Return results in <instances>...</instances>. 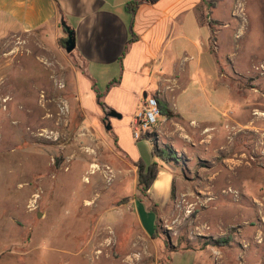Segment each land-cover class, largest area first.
<instances>
[{
	"label": "rangeland",
	"instance_id": "1",
	"mask_svg": "<svg viewBox=\"0 0 264 264\" xmlns=\"http://www.w3.org/2000/svg\"><path fill=\"white\" fill-rule=\"evenodd\" d=\"M210 1L211 85L202 71L176 99L185 120L210 127L175 118L174 180L155 204L98 97L83 93L84 62L58 44L66 35L2 38L0 264H264V0ZM135 147L145 165L160 162L151 140Z\"/></svg>",
	"mask_w": 264,
	"mask_h": 264
},
{
	"label": "crops",
	"instance_id": "2",
	"mask_svg": "<svg viewBox=\"0 0 264 264\" xmlns=\"http://www.w3.org/2000/svg\"><path fill=\"white\" fill-rule=\"evenodd\" d=\"M129 1L0 0V41L8 34L44 28L66 35L61 25L64 21L74 33V52L85 65L83 93L89 102L98 97L104 111L120 114V118L108 120V136L120 152L136 162L137 141L131 137L129 124L142 100L154 96L173 114L163 122L158 121L164 117L159 115L156 125L143 138L175 148L172 143L181 134L175 118L184 119L176 109V99L191 85L189 77L200 76L202 71L211 85V72L217 67L213 18L218 8L211 7L208 0H137L141 4L130 14L124 7ZM132 36L134 40L130 41ZM96 75L103 77L102 89L97 88L93 78ZM203 88L193 90L203 92L210 105ZM185 121L189 126L210 127L209 121ZM182 135L184 138L185 133ZM157 163L156 180L147 192L148 200L154 204L152 193L168 192L174 180L168 164Z\"/></svg>",
	"mask_w": 264,
	"mask_h": 264
},
{
	"label": "trees",
	"instance_id": "3",
	"mask_svg": "<svg viewBox=\"0 0 264 264\" xmlns=\"http://www.w3.org/2000/svg\"><path fill=\"white\" fill-rule=\"evenodd\" d=\"M140 4L141 1L131 0L127 2L124 7L127 12H129L130 14H134L138 9V7L140 6ZM209 4L213 8L216 7L215 1H210ZM213 22L216 23L217 21H213ZM66 40H67V36L62 37L58 40V44L61 47L65 48ZM132 40H134L133 36L131 37L130 41ZM156 100L160 115L168 118L173 117V114L171 113V111L168 110L166 104L157 98ZM152 156L154 158L159 159L161 162L165 164H172L178 162L176 152L170 146L164 145L162 148H160L156 142L153 143ZM134 164L137 167L138 188L142 193L144 192L146 194L148 190L151 188L154 181L156 180L159 171L158 163L153 162L150 165H145L144 163H142L140 159H138L136 162H134ZM227 239H229V237L225 239H218L215 241V243L216 244L225 243Z\"/></svg>",
	"mask_w": 264,
	"mask_h": 264
},
{
	"label": "built area",
	"instance_id": "4",
	"mask_svg": "<svg viewBox=\"0 0 264 264\" xmlns=\"http://www.w3.org/2000/svg\"><path fill=\"white\" fill-rule=\"evenodd\" d=\"M159 115L156 97L146 96L134 111L129 124L132 139L138 141L147 135L156 125Z\"/></svg>",
	"mask_w": 264,
	"mask_h": 264
},
{
	"label": "water",
	"instance_id": "5",
	"mask_svg": "<svg viewBox=\"0 0 264 264\" xmlns=\"http://www.w3.org/2000/svg\"><path fill=\"white\" fill-rule=\"evenodd\" d=\"M61 25L64 29V32L66 33L67 36V40L65 42V52L66 53H71L74 51L75 47H76V41H75V37H74V33L73 31H71L68 26L64 23V21H61ZM143 97H145V94L143 95ZM108 117H117L120 118V114L116 113L113 110H109V112L106 114V119L108 121ZM107 129H110L111 126L110 124L107 122Z\"/></svg>",
	"mask_w": 264,
	"mask_h": 264
},
{
	"label": "flooded vegetation",
	"instance_id": "6",
	"mask_svg": "<svg viewBox=\"0 0 264 264\" xmlns=\"http://www.w3.org/2000/svg\"><path fill=\"white\" fill-rule=\"evenodd\" d=\"M109 111H107V110H105V111H103V114H104V122H108L107 121V119H106V114L108 113ZM110 118H112V117H108V120L110 119Z\"/></svg>",
	"mask_w": 264,
	"mask_h": 264
}]
</instances>
